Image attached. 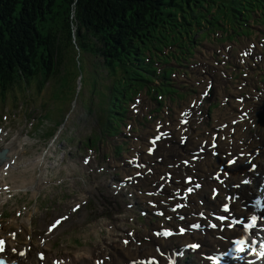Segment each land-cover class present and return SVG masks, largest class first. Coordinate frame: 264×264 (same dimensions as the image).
<instances>
[{"label": "rangeland", "instance_id": "rangeland-1", "mask_svg": "<svg viewBox=\"0 0 264 264\" xmlns=\"http://www.w3.org/2000/svg\"><path fill=\"white\" fill-rule=\"evenodd\" d=\"M233 26L235 28L238 27L235 24ZM251 29L256 33L254 34L255 36L252 35L248 38L242 37L241 43L223 40L224 38L218 39L215 41V44L209 45V43L204 42L203 46L200 47L202 53L198 52L197 55H193V58L194 61L201 62L202 66L205 68L202 70L200 68L199 73L192 80L190 76L188 80L187 76L182 75L180 77V83L176 77L175 82L180 85H193L192 87L198 89L199 93L203 89L200 85L202 84L205 86V80L208 78L207 72L211 73L214 78V85L211 90V92H215L214 101L219 98L222 100L225 94V97H229L230 100L227 102L228 105H222L219 109H213L209 114L207 109L208 106L211 105L213 107L217 102L210 103V97H207L200 106L201 109H203V113L207 111L205 116L209 117L204 120L203 123L208 120L207 125H213L215 112L219 113L220 110L222 113L220 117L229 121L228 114H225L226 110L234 104L235 112L240 113V109L236 110L238 102L235 97L236 95H244L245 99L242 103V109L246 113L252 109L255 115L252 122L253 125L246 124L248 125L247 129L255 131L256 134H262V137L264 136V125L259 120V114L264 108V81L261 83L259 77L264 79V56L261 60H254L247 55L248 57L244 62H232L230 63L231 66H223L221 64L214 65V63L211 65L210 63L211 56L218 54L216 52V45L221 48L220 54L224 53L226 44L233 45L229 50V55L234 58L235 54L240 52L242 48L247 47L248 44L250 48H252L250 42L255 41L254 44H257V48L253 54L264 55L263 35L257 39L260 35L259 33L264 32V26H252ZM221 42L224 44H220ZM49 48L53 50L56 49L53 44H50ZM227 66L228 68H226ZM261 70H263V72ZM192 71H195L194 67ZM222 71L227 75L224 76ZM241 71H245L248 75H240ZM104 76V83L107 84V86L112 85L114 75H109L108 72H104ZM196 80L197 82H195ZM186 86L182 89V91L186 93V96L188 93L193 94L192 90ZM253 86L256 87L253 88ZM257 87L258 89L255 91ZM49 91H51L50 87ZM107 93L110 97L113 96L110 91H107ZM34 96L35 95H32L31 97ZM23 100L24 99L14 102L12 99H8L7 102L0 104V115L4 113L8 114V111L9 114L18 112L17 117H12L8 123H6V129L9 130V133L6 132L5 138H3L1 142L0 149L5 146L7 147V144L11 142L23 144L17 139L22 137L27 138L29 128H31L33 134H36L38 137H43L46 132L54 130L52 124L44 125V118L34 121V124L30 127L33 119L41 113H45L48 109H40L30 102L29 105H27ZM132 102H136L137 105L135 108H138L141 114H139V112L135 113L130 107ZM132 102L127 104V106L129 105V113L127 114L129 118L125 117V121H122L124 123L122 126L118 123L112 124L108 134L105 133V126L95 112L89 111L83 105L77 106L76 110L70 116L72 119L68 129L61 132V134H65L66 137H69V140L65 139L62 142V144H65L67 147L69 154L67 157H63L62 154H64V151L61 150L58 152L59 158L62 156L58 162H51V148L46 151L43 144L40 145L37 141L35 142V140H28L24 148L19 146L18 149L16 145L14 148L17 149L20 158L19 161L21 162L19 163V167L11 172V174L14 173V175H16V178L8 180L7 183L17 187L16 189L11 188L10 193L12 197L10 201L5 206L0 207V213L2 214V216H0V233L8 231L11 232V234H16L17 231V240H19L21 245H26V242L29 240H36V249L29 251L35 257L36 251L43 248L46 241V239L45 241H41L40 238L45 231V227L42 228V225H47L55 217L61 216L65 211H68L71 206L67 205L64 208L66 203L81 198L84 199L82 202L85 203L75 212V216L70 217L71 222L66 224L67 221H64L58 226L55 235H53L50 254L55 253L57 257L66 258L75 257L79 254H81L82 257H86L91 253L93 248H96L99 243L105 240L104 238L119 240L120 236L130 231V228L139 232L141 231V233L144 232L146 227L151 228L153 222L157 220L154 217L147 219L146 216L143 217L141 215V210L147 209L142 207L139 196L136 195V191L131 189L126 191L121 190L119 191L121 195L114 194L113 196L115 197H113L111 193L113 190L112 186L117 180L115 179L116 172L119 170L118 166L113 165H119L121 159L132 152V140H134L133 136L136 132H134V129L139 132H144L145 130L153 132L152 128L155 121L146 122L142 115L147 114L149 111V113H154V115L150 117L157 119L159 117L155 111L156 108L150 105L151 101L149 94L143 92L138 96L136 101L133 99ZM224 102L223 100V104ZM94 107H96V105H94ZM144 109L145 112L142 113ZM165 110L167 111V113H164L166 116H172L173 119H176V114L180 108L174 107L168 103ZM49 113L52 114L53 117L58 116V110L55 108L50 110ZM121 117L122 116H120V118ZM131 117L132 119H138L133 122V120H130ZM163 118L165 119V117ZM245 119H248L246 115ZM131 122L133 123L132 125ZM197 124L198 123L195 125L197 126ZM242 125H244V123ZM127 128L128 131L126 130ZM197 128L200 130L206 129L200 126ZM41 129L43 130L41 131ZM117 131L118 133L112 135V133ZM128 132L133 134L129 136ZM98 136L100 139L97 140V142H91L92 146L95 148L92 147L91 150H88L96 155L95 160L98 161L97 169L92 171L94 169L92 165L86 166L83 164L82 155L79 154L80 151L83 150L79 149L78 142H88L89 138L95 140ZM47 139H50V137H47L45 140ZM127 152L129 154H127ZM42 157L44 158L41 159ZM2 174H4L3 171ZM11 174L7 179H10ZM31 181L35 183L34 188H31ZM22 185L25 187L23 188ZM38 195L42 197L38 198ZM44 197H47V199L50 197L52 202L47 203ZM37 198L38 202L36 201ZM134 199H136L135 202ZM130 201L133 202V207H128V204L131 203ZM112 203L117 204V206H113ZM123 204L124 206H122ZM81 214L84 215V219L79 221L78 217ZM28 218L30 219L29 222L26 220ZM141 243L147 244L146 247L149 249L151 248V244L146 242Z\"/></svg>", "mask_w": 264, "mask_h": 264}, {"label": "trees", "instance_id": "trees-1", "mask_svg": "<svg viewBox=\"0 0 264 264\" xmlns=\"http://www.w3.org/2000/svg\"><path fill=\"white\" fill-rule=\"evenodd\" d=\"M257 14L264 16V0H0V90L50 80L64 104L81 66L79 96L87 89L89 98L98 94L107 101L110 95L99 86L105 87L101 72H108L114 75L105 89L113 95L109 106L117 108L115 115L124 113L122 103L132 100L133 89H147L160 99L171 91L170 79L156 67L159 53L163 61L177 53L163 54L166 47L185 53L203 40L201 34L242 16L249 22Z\"/></svg>", "mask_w": 264, "mask_h": 264}, {"label": "bare ground", "instance_id": "bare-ground-1", "mask_svg": "<svg viewBox=\"0 0 264 264\" xmlns=\"http://www.w3.org/2000/svg\"><path fill=\"white\" fill-rule=\"evenodd\" d=\"M190 113H192V110H190ZM203 121L201 123V126L204 124ZM218 122H220V121H218ZM164 128H169V126H164ZM152 131L155 133L156 132L155 128ZM196 132H197L196 130L195 131L192 130V132L189 135V138H188V140H187V142H186V144L184 146L181 145L180 147H177L175 145L176 142H173L171 140L168 148H171V147L172 148H176L180 152L188 151L190 148L187 147V143L199 142L202 139V137H200L198 141H195V140L191 139V137L194 136L196 134ZM185 134H189V130L186 131ZM241 139H242V137H241ZM250 139H251V137H247L246 140H245V143H243V144H240V142H239V147L246 145L244 151H248L255 144L254 140H251L250 142H248V140H250ZM139 142H141V144H142L141 147L139 148V151H141L144 148V144H145L141 137L138 139V141L133 143V146L138 145ZM155 143H158V141H155ZM228 146H229V140H221L220 148H219L220 154L215 157V159L219 161V164H221L223 162L222 153H225L229 149ZM7 147H9V150H8V152H6V159L2 163L0 162V179H3V176H2V171L3 170H5V171L9 170V174L7 176V178H9V175L11 174V172H13V170L17 169L19 167V163L21 162V161H19V159H20L19 158V153H18V151L16 149V148L19 149V145L16 148H12V146H10V145H7ZM162 147L163 146L159 145L158 149L155 151V154L165 153V151L162 149ZM233 150H234L235 154H237L239 152L238 148H233ZM261 151L264 152V148L261 149ZM132 155H133V153H131L129 156H127V158H129ZM145 157H147V155H144V158ZM244 159H246V158H241V155L239 154V156L236 158L237 165H233L232 167L229 168V170L231 172V176H230V178L228 179L227 182H234L235 181L236 176L239 175V173L235 174L234 171H236V170H238L240 168V165L243 164V160ZM155 165H156V163H155ZM263 166L264 165L262 163H260V165L258 166V168L256 170L257 171L261 170V168ZM122 167L124 169H127V171H129V167H131V165L128 162H125ZM153 170L154 171H153L152 174L154 175L156 173V170H155V168H153ZM125 174H128V173H125ZM174 176H177V173H175ZM15 178H16V175H14V173H13V174H11L10 179H7V181L15 179ZM31 182H32L31 183V188H34V185H35L34 181H31ZM16 187L17 186L12 185V188L16 189ZM22 187L24 188L25 186L22 185ZM115 187H116V185H115ZM263 188H264V185H263ZM147 190H150V188L148 186L144 185L143 186V191L145 192ZM250 190H253V189H250ZM196 195L202 196L203 198L206 197L202 191L196 193ZM146 197L147 196L144 194V195H142L139 198V200L140 201H144V200L147 199ZM242 198H246V194H241V198L240 199H242ZM135 200L136 199H134V202H135ZM130 202L133 203L132 201H130ZM238 202H239V200L237 201V203L233 204V210L236 212V214H239V215L248 214L249 211L245 210V209H242L239 206ZM190 203H192L191 200H190ZM1 205H2V198H0V206ZM116 206H117V204H116ZM142 207H143V204H142ZM147 207H149V206L147 205ZM215 207H217L216 203H215ZM167 211L170 212L171 210L168 209ZM185 211H187V209H183L181 212H185ZM187 213H188V211H187ZM80 218L84 219V216H81ZM148 218H150V216H148ZM186 219L188 220L189 217H186ZM26 220L29 222L30 219L28 218ZM69 222H71V219H70ZM221 223H222L223 227L225 228V230L223 232H221V231H207L206 235L197 234V235L194 236V238L202 241L203 244H204L203 247L199 251H197V258H198L199 261H201L202 258L207 260V256L201 257V253L202 252H206V253L210 254L209 252L214 250V249H216V248H218V246L226 247V246L229 245V241H223L224 238L222 236L216 235L217 233H222L223 235H226V236H229V237H235L238 234V232L242 230V228H238V227H236L233 230H228V225L226 224V222L222 221ZM259 225H262V223H259ZM44 227H45V230H46L47 225H45ZM263 230H264V226H261V232ZM208 234H210L212 238H210V237L206 238V236ZM137 235H138L137 231H134L132 236L126 235V238H130L131 237V239H132L135 236L137 237ZM188 235L189 234H185L184 236H178V240L180 241V243L185 242L186 241V237ZM52 237H53V235H49L47 237V239H46V241H45V243L43 245V248L39 252H41L43 250H52V248H51V245L53 243ZM17 238H18L17 234H11V235H8L6 237V239L9 242H11V243H16ZM104 239L105 240L103 242L99 243L96 246V248H93L91 253L86 256L87 259H88L86 262L90 263V262H93L95 258H101L103 256L110 255V257H106L107 258V260H105L106 264H113V263L114 264L115 263L122 264V263H124V262H126V261H128L130 259H133V257H135L136 255L152 251V250H150L148 247H146L142 243H139V244L130 243V244L127 245L126 249L120 250L118 248L121 247L122 238L119 239V240H113V239L109 240L108 238H104ZM137 240H138V237H137ZM131 242H133V241H131ZM158 242H162L164 247H167V246L171 245L170 241L161 240V239H156L154 241L151 240L150 242H147V243L152 244V243H158ZM188 242L191 243L192 240L191 241H187L186 243H188ZM209 245H210V247H209ZM36 246H37L36 240H29V241L26 242L25 246H19L18 247L19 248V256L21 257L22 261L25 264H36L34 262V255L31 252H29V251L35 250ZM124 248H125V246H124ZM7 254L12 255L9 252H7ZM254 254H255V252L252 253V256H254ZM81 257H82V255L79 254L74 259L72 258V263L73 264H78L77 261ZM49 263H50V259L47 256L45 262L42 260V261H40L39 264H49ZM57 264H64V262L61 259H59ZM175 264H177V263H175Z\"/></svg>", "mask_w": 264, "mask_h": 264}, {"label": "snow or ice", "instance_id": "snow-or-ice-1", "mask_svg": "<svg viewBox=\"0 0 264 264\" xmlns=\"http://www.w3.org/2000/svg\"><path fill=\"white\" fill-rule=\"evenodd\" d=\"M252 219H253V221H255V217H253ZM213 227H215V225H213ZM170 234H171V233H167V232L164 233V235H170ZM192 247L195 248V247H197V245H193ZM0 250H2V249H0Z\"/></svg>", "mask_w": 264, "mask_h": 264}]
</instances>
